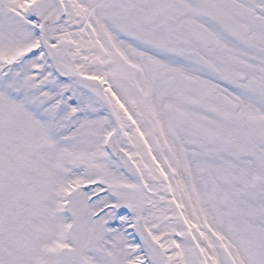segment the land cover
<instances>
[{"label": "snow or ice", "instance_id": "obj_1", "mask_svg": "<svg viewBox=\"0 0 264 264\" xmlns=\"http://www.w3.org/2000/svg\"><path fill=\"white\" fill-rule=\"evenodd\" d=\"M0 264H264V0H0Z\"/></svg>", "mask_w": 264, "mask_h": 264}]
</instances>
